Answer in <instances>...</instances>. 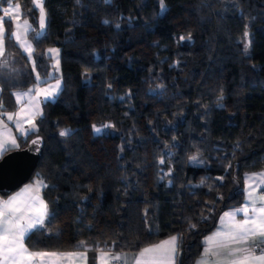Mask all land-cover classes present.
Listing matches in <instances>:
<instances>
[{
  "label": "trees",
  "instance_id": "trees-1",
  "mask_svg": "<svg viewBox=\"0 0 264 264\" xmlns=\"http://www.w3.org/2000/svg\"><path fill=\"white\" fill-rule=\"evenodd\" d=\"M19 2L34 70L46 78L57 47L62 82L18 137L23 148L42 136L29 180L48 185L49 215L26 246L136 252L177 235L176 264H195L220 213L241 204L244 174L264 169V0H163V12L160 0H46L41 38L32 1ZM5 47L0 99L14 110L36 76L13 38Z\"/></svg>",
  "mask_w": 264,
  "mask_h": 264
},
{
  "label": "snow or ice",
  "instance_id": "snow-or-ice-1",
  "mask_svg": "<svg viewBox=\"0 0 264 264\" xmlns=\"http://www.w3.org/2000/svg\"><path fill=\"white\" fill-rule=\"evenodd\" d=\"M8 7L4 8L3 16H0V75L2 70L8 66L5 41L13 37L24 49L28 57L34 54L32 45L28 43L26 34L31 31V26L27 20L20 23L22 16L26 15L22 9L19 0L13 3V0H4ZM161 11H165L163 0H160ZM44 0H33V9L39 8L40 11V29L43 30L46 25V12L44 9ZM12 17L16 20L17 31L9 34L4 28V22ZM11 23V21H8ZM108 23V21H105ZM23 28L22 37L20 29ZM39 34V33H38ZM249 33H244L248 37ZM185 39V37H181ZM187 39H191L189 35ZM250 42L244 45L245 53L248 52ZM49 53H59L58 49H49ZM59 60L57 58V69ZM35 67V64H33ZM40 81L37 75V82ZM49 90H43L45 99L52 98L60 89V81L50 86ZM33 89L27 92H16L17 103H23V98L29 96ZM7 115L9 121L16 124V130L21 135L26 136L36 128L35 118L42 115L38 110L31 114L24 109L15 113H6L4 101L0 99V125L7 128L3 122V115ZM27 124V128L24 127ZM111 125L97 127L93 125V130L100 133L104 128ZM69 130L61 131L64 136ZM40 143L39 137L32 141L33 145ZM19 148L16 136L11 134V130L5 135L0 131V160H3L6 153ZM38 150V149H37ZM190 162L202 163L196 156L189 157ZM163 163V160H161ZM253 183L249 184L248 181ZM246 183V202L241 208H235L225 212L221 216L223 222L228 218V223H222L215 233L205 237V250L197 264H264V196L256 195L257 190L264 191V172L252 174L245 177ZM42 180H36L33 184L25 185L20 192L9 196L6 200L0 199V264H64L68 260L70 264H76L77 260H83L87 264L88 252L99 249L97 257L98 264H128V258L124 254L111 255V249L105 252L99 244L89 247L84 241H80L75 247L83 248L84 251L76 252H31L25 245V241L30 238L34 232L42 228L46 218L49 215L48 205L40 195V190L46 188ZM33 192L35 194H33ZM237 214H242V219H237ZM194 228L195 225H189ZM179 236H171L159 244L152 245L142 249L135 255V264H176L178 256ZM106 247V245H105ZM258 253V254H257Z\"/></svg>",
  "mask_w": 264,
  "mask_h": 264
},
{
  "label": "crops",
  "instance_id": "crops-1",
  "mask_svg": "<svg viewBox=\"0 0 264 264\" xmlns=\"http://www.w3.org/2000/svg\"><path fill=\"white\" fill-rule=\"evenodd\" d=\"M13 3H16V2H13ZM8 7V4L6 5H1L0 4V16H3V9ZM9 21H11V33L13 32H16L17 31V27H16V20L12 17H9L7 18ZM24 20H27L29 22V20L22 16L21 18V21L20 23L23 24V21ZM30 26H31V31L33 30V26L31 25V23L29 22ZM29 31L27 34H26V39L28 41V43H30L32 45V42L30 41L28 35L29 33L31 32ZM20 32H21V35L22 37L25 35L24 34V31H23V28L20 29ZM10 33V34H11ZM13 40L15 41V43L20 47V44L17 43V41L15 40V38L13 37ZM33 48V46H32ZM20 49L22 50V52L26 55V58L30 64V66L33 68L34 70V67H33V64H34V57L32 55L31 58L28 57L27 53L24 51V49L22 47H20ZM49 49H58L57 47H47L46 50H45V53L46 55H48L50 58H51V65H52V69L50 71V74L46 77V78H40V81L37 82V73L36 71L34 70V74L36 76V82L31 85L30 87L28 88H24V89H19V90H16L14 91V93L16 92H27L28 89H33V91L31 92V94L29 96H26L23 98V103H20L18 104L17 103V100H16V96H14V101H15V106L16 108L14 110H5L6 113H15V112H18L20 111L21 109H24L26 112L29 113V117H31V114L35 111H39L40 113H42V103L43 102H52L56 96L58 95L59 91L61 90V87H62V82H61V73H60V65L58 64V69H57V58L59 60V53H58V56H57V53H49ZM57 81H60V89L58 91L57 94H55L52 98H49V99H45L44 95H43V90H51L50 89V86H53L56 84ZM41 116V115H40ZM36 117L34 122L40 117ZM3 122L4 124L7 125V128H4L3 125H0V131L4 132L5 135L8 134V131L11 130V134L16 136L17 138V142H18V137H22L24 138L25 136L24 135H21L19 132H17L16 130V124L13 122V121H9L7 119V115H3ZM24 127L27 128V124H24ZM36 129V128H35ZM35 131V130H34ZM33 132V131H32ZM31 133V132H29ZM28 133V134H29ZM260 172H264V169L262 170H258V171H251V172H247L244 174V197H243V200L241 202V204L237 207H232V208H229V209H226L224 211H222L218 217V221L216 223V226L214 227L213 230H211L209 233H207L203 238H202V249H201V252H200V255L196 258L195 260V264H197V261L200 260L201 256L204 254V250H205V237H208V236H211L213 233H215L217 231V229L221 226L222 223L224 224H227L228 223V218H225V220L222 222L221 221V216H223V214L225 212H229L235 208H241L245 202H246V196H247V191H246V183H245V177H246V174L248 176H252V174H256V173H260ZM36 180H42L39 176L35 175L34 177H32L31 180L27 181L25 184H23L22 186H20L19 188H17L16 190L8 193L7 195H2L0 194V199H7L9 196L17 193V192H20L21 189H23L25 187V185H29V184H33L34 181ZM43 181V180H42ZM44 183V182H43ZM249 184L253 183L252 180H249L248 181ZM45 184V183H44ZM43 189V188H42ZM42 189L40 190V195H41V191ZM33 194H35L33 192ZM256 195H259V196H264V191H261V190H257V193ZM42 196V195H41ZM43 198V197H42ZM45 201V200H44ZM242 214H237V219H242ZM46 221V220H45ZM44 226V224H43ZM42 226V227H43ZM171 236H177V235H170L158 242H155L153 244H150V245H146L142 248H140L139 250H137L136 252H130V251H125V252H120L119 254H124L127 256L128 258V264H135V261H134V257L136 254H138L142 249L146 248V247H150L152 245H156V244H159L161 241H164V240H167L169 237ZM26 245V244H25ZM27 247V246H26ZM29 249V248H28ZM103 250L105 252L109 251V249H106V248H103ZM29 251L31 252H76V251H80V252H83L84 249L83 248H80V249H75V250H71V251H32L29 249ZM111 255H116L118 253H113L111 252L110 253ZM258 254V253H257ZM99 255V249L96 250V256H95V264H98V260H97V257ZM88 256V254H87ZM64 264H70V262L68 260H65L64 261ZM76 264H84V261L83 260H77L76 261ZM87 264H88V260H87Z\"/></svg>",
  "mask_w": 264,
  "mask_h": 264
},
{
  "label": "water",
  "instance_id": "water-1",
  "mask_svg": "<svg viewBox=\"0 0 264 264\" xmlns=\"http://www.w3.org/2000/svg\"><path fill=\"white\" fill-rule=\"evenodd\" d=\"M31 1L33 5V0ZM35 9L37 10V32L34 37L41 38L46 32L47 16L45 28L41 30L39 24L40 11L39 8ZM37 137H39L40 143L33 145L32 141ZM43 145L42 136L35 135L25 147L14 149L5 154L3 160H0V194L16 190L30 179L42 156Z\"/></svg>",
  "mask_w": 264,
  "mask_h": 264
},
{
  "label": "rangeland",
  "instance_id": "rangeland-1",
  "mask_svg": "<svg viewBox=\"0 0 264 264\" xmlns=\"http://www.w3.org/2000/svg\"><path fill=\"white\" fill-rule=\"evenodd\" d=\"M97 126V125H96ZM101 126H103V125H101ZM100 125H98L97 127H101Z\"/></svg>",
  "mask_w": 264,
  "mask_h": 264
},
{
  "label": "built area",
  "instance_id": "built-area-1",
  "mask_svg": "<svg viewBox=\"0 0 264 264\" xmlns=\"http://www.w3.org/2000/svg\"><path fill=\"white\" fill-rule=\"evenodd\" d=\"M120 264H123V262H120Z\"/></svg>",
  "mask_w": 264,
  "mask_h": 264
}]
</instances>
